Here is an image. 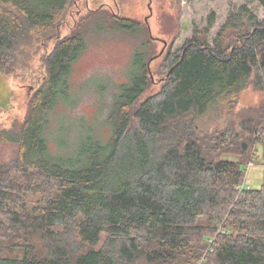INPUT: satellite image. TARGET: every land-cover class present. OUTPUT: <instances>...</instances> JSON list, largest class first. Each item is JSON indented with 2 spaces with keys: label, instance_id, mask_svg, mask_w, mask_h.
Wrapping results in <instances>:
<instances>
[{
  "label": "trees",
  "instance_id": "obj_1",
  "mask_svg": "<svg viewBox=\"0 0 264 264\" xmlns=\"http://www.w3.org/2000/svg\"><path fill=\"white\" fill-rule=\"evenodd\" d=\"M72 3L0 0L2 74H24L29 49L54 44L25 117L0 128V264H264V185L243 186L252 160L242 148V140L264 144V19L242 5L210 38L211 13L168 51L162 86L147 96L151 64L164 53L149 28L88 17L62 37ZM93 20L95 33L145 40L113 91L108 136L81 116L71 137L74 124L56 129L53 120ZM250 86L263 93L260 107L208 130L213 115H234Z\"/></svg>",
  "mask_w": 264,
  "mask_h": 264
},
{
  "label": "rangeland",
  "instance_id": "obj_2",
  "mask_svg": "<svg viewBox=\"0 0 264 264\" xmlns=\"http://www.w3.org/2000/svg\"><path fill=\"white\" fill-rule=\"evenodd\" d=\"M242 5L248 6L260 20L264 19V10L258 0H74L65 16L61 36L70 35L77 23L80 21L81 25L88 17L95 20L108 18L105 21L109 27L114 24L113 16L119 15L148 27L150 35L157 40L158 53L164 51L151 64L153 82L148 96L158 92L162 86L161 81L167 73L164 67L165 56L169 50L177 52L181 49L193 36L195 27L200 30L207 27L211 13L216 16V25L210 34V38H213L226 22L230 10H237ZM93 22L94 20L84 26L89 30L86 50L75 64L68 98H63V104L56 109L53 120L56 129L74 124L76 130L71 137L81 130L78 120L81 116L94 120L97 129L108 136L111 129L104 120L111 111L113 91L116 86L128 81L137 61V51L145 40L144 36L137 38L112 31L95 33L92 29ZM53 45L50 43L49 48L44 49L35 43V49L28 51L31 55L27 61L29 69L24 70V74L14 77L0 72V128L9 127L15 119L22 120L25 117L29 98L35 88L44 82L43 56L52 50ZM75 100L78 102L74 109ZM262 101L263 93L250 86L241 93L234 115H213L205 121V126L208 130H214L224 129L232 123L238 125L239 117L236 113L255 110ZM242 144L246 156L252 160V163L244 164L246 178L243 186L260 189L264 185V144L246 140H242ZM2 152L9 156L13 149L4 147ZM237 158L239 156H222V159L227 160Z\"/></svg>",
  "mask_w": 264,
  "mask_h": 264
}]
</instances>
